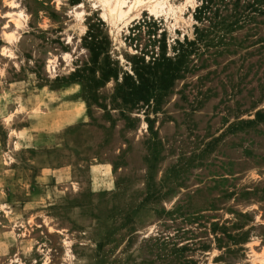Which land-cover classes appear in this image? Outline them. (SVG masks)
Segmentation results:
<instances>
[{
	"label": "rangeland",
	"instance_id": "374dc122",
	"mask_svg": "<svg viewBox=\"0 0 264 264\" xmlns=\"http://www.w3.org/2000/svg\"><path fill=\"white\" fill-rule=\"evenodd\" d=\"M95 2L0 0V264H264V13L228 52L195 58L151 134L145 108L128 120L111 106L113 80L98 103L72 80L90 59L83 39L100 23L101 60L126 70L153 49L149 31L170 56L193 39L197 7L144 12L120 45Z\"/></svg>",
	"mask_w": 264,
	"mask_h": 264
},
{
	"label": "trees",
	"instance_id": "16d2710c",
	"mask_svg": "<svg viewBox=\"0 0 264 264\" xmlns=\"http://www.w3.org/2000/svg\"><path fill=\"white\" fill-rule=\"evenodd\" d=\"M200 2L194 15L197 25L193 39L184 37L183 40H176L174 53L170 56L167 53L165 32L157 35L149 31V37L151 34L154 36L152 40L149 38V46L153 49L148 50V46L142 48L130 58V67L126 70L121 68L118 62L111 61L108 54L101 60V55L106 53L105 41L104 38H100L98 30L94 29L100 23L91 25L83 39L90 52V59L71 74L72 80L82 85L81 79H86L88 96L96 103L99 99L98 88L113 80L116 86L110 98L111 106L120 110L121 115L128 120L130 118L126 116V112L145 108L148 130L154 134L150 112L154 114L160 112L175 83L198 68V61L195 58L199 60L203 54H207L209 58H216L228 52L227 46L232 44V36L229 44L227 42L230 33L253 22L257 19L258 13H264L262 7L264 0ZM143 23L151 28H156L159 24L150 19L148 22L146 20L138 22L135 26L141 27ZM206 63L207 59L203 64ZM102 107L108 112L107 104H103ZM189 263L185 261L183 264Z\"/></svg>",
	"mask_w": 264,
	"mask_h": 264
},
{
	"label": "bare ground",
	"instance_id": "6f19581e",
	"mask_svg": "<svg viewBox=\"0 0 264 264\" xmlns=\"http://www.w3.org/2000/svg\"><path fill=\"white\" fill-rule=\"evenodd\" d=\"M195 2L196 0H186V3L191 4L193 9L197 7V2ZM95 4L100 6L102 18L111 25L112 33L120 45L124 44L120 38L121 30L140 19L144 12L155 17L164 16L167 19L174 17L176 20L181 17L180 13L182 12L181 6L172 4L170 0H96ZM15 6L13 5L12 8ZM83 7V3L74 6L75 15L81 22H83L85 11L78 10L83 9ZM23 17L22 11L17 12L18 20H16L17 22L15 21L16 25H19V19ZM82 28L83 32H85V25H82Z\"/></svg>",
	"mask_w": 264,
	"mask_h": 264
}]
</instances>
